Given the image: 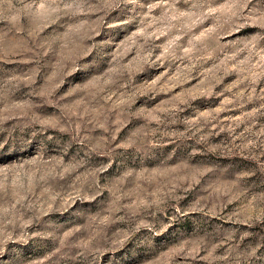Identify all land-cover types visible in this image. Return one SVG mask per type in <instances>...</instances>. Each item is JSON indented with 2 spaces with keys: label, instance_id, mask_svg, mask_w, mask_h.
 Segmentation results:
<instances>
[{
  "label": "rangeland",
  "instance_id": "rangeland-1",
  "mask_svg": "<svg viewBox=\"0 0 264 264\" xmlns=\"http://www.w3.org/2000/svg\"><path fill=\"white\" fill-rule=\"evenodd\" d=\"M0 264H264V0H0Z\"/></svg>",
  "mask_w": 264,
  "mask_h": 264
}]
</instances>
